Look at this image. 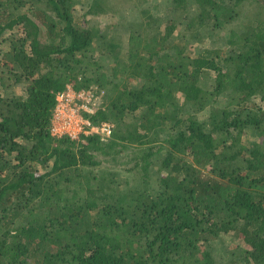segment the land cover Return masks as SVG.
Listing matches in <instances>:
<instances>
[{"label": "trees", "instance_id": "16d2710c", "mask_svg": "<svg viewBox=\"0 0 264 264\" xmlns=\"http://www.w3.org/2000/svg\"><path fill=\"white\" fill-rule=\"evenodd\" d=\"M147 3L91 0L87 15L142 17ZM74 5L0 0V92L26 95L0 93V264H217L211 244L230 233L243 247L226 264H264V0H171L164 24L128 25L112 77L90 62L105 37L74 22ZM243 16V30L218 37ZM214 36L224 48L186 55ZM67 85L101 92L91 121L113 123L106 142L50 135ZM247 129L257 137L246 146ZM123 153L131 180L114 169Z\"/></svg>", "mask_w": 264, "mask_h": 264}, {"label": "rangeland", "instance_id": "374dc122", "mask_svg": "<svg viewBox=\"0 0 264 264\" xmlns=\"http://www.w3.org/2000/svg\"><path fill=\"white\" fill-rule=\"evenodd\" d=\"M75 5L73 8V18L74 22L78 24L81 27H92L97 29L99 35H102L105 37L104 43H106V51L105 48H100V41L101 39H95L94 42V51L92 54V59H90V62L92 64H95L96 62L100 63L103 66V71H106L107 75L109 77L113 76V69L115 66L119 63L120 60H117L115 57H120L123 61H125L126 57V43H128V37L130 38L129 34V26L128 25H137L141 22H145L148 24H154L156 23L158 25L164 24L168 19H170L171 16V0H148V3L144 5V10L147 12L145 16L142 15L140 17L136 11L132 10H125L120 12L118 16H114L112 14H105V15H99L97 17H92L87 15V9L89 7V4L91 0H74ZM194 6V5H193ZM192 6V7H193ZM248 12V7L245 8ZM250 11V10H249ZM249 13V12H248ZM248 18L245 16L239 18L235 23L230 24L226 27V31L222 32L220 31L218 33V37H223L224 34L227 36L229 31H235L236 33H239L241 30L244 29V27L248 24ZM181 27H177L176 31H179ZM175 31V32H176ZM17 34V31H13L11 35ZM10 33L6 32L0 41V53L3 52L7 48L6 43V37H9ZM114 39V42L123 43V47L121 49H110V47L107 44L108 39ZM177 42V41H174ZM224 48V45L222 46V43L218 41V38L214 36V39H204L202 42H195L192 45H190L187 48L186 55L189 58H194L197 56L204 48ZM101 49V50H99ZM232 48L229 47L228 51ZM112 51L111 53H108ZM87 62V61H86ZM89 65V64H88ZM87 72V71H86ZM87 75V74H86ZM216 74L213 71L206 70L201 75L200 85L210 90L212 88V83L215 78ZM140 84L138 80H132L129 82V87H136ZM2 94V97L4 98H10V97H17L21 96L23 98H26L25 91L21 85H16L10 88L6 92H0ZM258 100L254 99L252 103L249 104V107L256 108ZM226 104V99L224 97H220L218 101L216 102L217 107H224ZM262 109L263 107L259 105ZM208 111L202 116L203 119L207 117ZM168 128H165L163 130L164 134ZM257 135L255 132L253 133L250 129H247L244 134L242 135V142L247 146L253 142H256ZM129 153L134 152L133 148H129ZM126 152V151H125ZM120 154L119 157H117V163L114 165V169L117 170V173L120 174V176L123 179L131 180L132 176L128 173L129 167L132 165V161L128 162V154L124 155ZM99 159H102L99 157ZM127 163V164H126ZM103 166H107L106 163L103 164ZM36 167L35 170L38 173H44L46 170H42L39 166ZM154 167L151 166L150 172L153 171ZM48 171V170H47ZM150 177L152 176L149 173ZM137 179L140 174L136 175ZM154 177H152V180L150 181V185L154 186ZM213 256L217 262V264H226V260L228 257V253L233 251L234 248L237 246L243 247L242 243L238 238L236 239L233 234H226L221 236L220 238L214 240L211 244ZM236 252V251H235Z\"/></svg>", "mask_w": 264, "mask_h": 264}, {"label": "built area", "instance_id": "2783aa9c", "mask_svg": "<svg viewBox=\"0 0 264 264\" xmlns=\"http://www.w3.org/2000/svg\"><path fill=\"white\" fill-rule=\"evenodd\" d=\"M101 105V92L97 87L75 90L72 85L55 95V105L50 120V135L83 142L86 137H97L100 142L111 138L113 123H93L91 117Z\"/></svg>", "mask_w": 264, "mask_h": 264}]
</instances>
